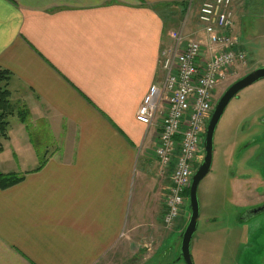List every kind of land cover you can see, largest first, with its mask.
Returning a JSON list of instances; mask_svg holds the SVG:
<instances>
[{
  "label": "crops",
  "instance_id": "1",
  "mask_svg": "<svg viewBox=\"0 0 264 264\" xmlns=\"http://www.w3.org/2000/svg\"><path fill=\"white\" fill-rule=\"evenodd\" d=\"M190 1L0 0V69L20 125L1 141L0 173L23 175L0 188V264H128L182 225L185 213L163 224L170 168L153 167L158 129L135 112L177 23L169 7ZM244 4L232 0L235 20ZM23 110L48 125L43 159Z\"/></svg>",
  "mask_w": 264,
  "mask_h": 264
},
{
  "label": "rangeland",
  "instance_id": "2",
  "mask_svg": "<svg viewBox=\"0 0 264 264\" xmlns=\"http://www.w3.org/2000/svg\"><path fill=\"white\" fill-rule=\"evenodd\" d=\"M197 2H188L184 5V10L179 6L169 7L172 12L167 15H172L177 20L175 25L170 26V31L178 30L184 21L186 33L197 29L204 36L197 23ZM239 9L241 16L236 20L234 16L233 28L239 47L244 52L245 65L239 66L237 73L229 76L218 87L214 93L213 107L232 82L250 70L264 66V0H245L243 8ZM167 41L169 42V38ZM203 41L204 37L201 44L205 45L206 42ZM263 118L264 79H260L231 99L217 123L213 135L211 167L197 186L199 215L190 241L193 264H264V212L249 219H243V213L240 212L245 205L264 200V186L255 188L258 184L256 180L240 179L256 172L264 177V136L260 135V128L264 127L260 122ZM26 120L29 121L26 130L43 159L55 146L48 125L28 114ZM7 121V133L14 140L20 128L19 122L12 117H8ZM249 142H253L254 146L257 144L260 150L257 152L258 157H253L252 163L247 160L255 149L254 146H247ZM203 155L202 141L196 168ZM153 157L152 164L156 168L160 163ZM184 195L185 214L181 217L185 218L183 222L179 221L182 225L176 232L166 236L156 256L150 259L153 253L143 250L137 259L129 258L128 264H185L182 258L177 260L179 236L190 213L187 193ZM156 245L155 241L152 246Z\"/></svg>",
  "mask_w": 264,
  "mask_h": 264
},
{
  "label": "built area",
  "instance_id": "3",
  "mask_svg": "<svg viewBox=\"0 0 264 264\" xmlns=\"http://www.w3.org/2000/svg\"><path fill=\"white\" fill-rule=\"evenodd\" d=\"M196 18L204 36L197 29L186 33L184 21L178 30L168 32L169 42L159 53L160 75L135 112L136 121L157 127L153 154L161 166L170 168L163 197L166 227L184 213V193L199 161L214 93L245 65L244 52L233 33L232 0H203ZM203 37L205 45L201 44Z\"/></svg>",
  "mask_w": 264,
  "mask_h": 264
},
{
  "label": "water",
  "instance_id": "4",
  "mask_svg": "<svg viewBox=\"0 0 264 264\" xmlns=\"http://www.w3.org/2000/svg\"><path fill=\"white\" fill-rule=\"evenodd\" d=\"M264 79V66L254 68L232 82L222 93L213 107L210 118L207 122L203 139V158L198 167L192 174L189 189L188 203L190 213L184 229L180 233L179 254L177 260L183 259L185 264H193L190 256V241L195 232L199 207L197 199V186L201 179L209 172L213 156V135L219 119L221 118L226 106L242 89L250 86L256 81ZM264 212V203L251 207L243 213V219Z\"/></svg>",
  "mask_w": 264,
  "mask_h": 264
},
{
  "label": "trees",
  "instance_id": "5",
  "mask_svg": "<svg viewBox=\"0 0 264 264\" xmlns=\"http://www.w3.org/2000/svg\"><path fill=\"white\" fill-rule=\"evenodd\" d=\"M10 74L7 70L0 69V151L2 150L1 141L7 138L8 121L7 118L11 113V103L9 100L10 92L8 90V82ZM28 113L24 110L18 113L21 121L26 120ZM23 179V175L17 173H0V188L5 189L17 184ZM188 196V189L186 191Z\"/></svg>",
  "mask_w": 264,
  "mask_h": 264
},
{
  "label": "flooded vegetation",
  "instance_id": "6",
  "mask_svg": "<svg viewBox=\"0 0 264 264\" xmlns=\"http://www.w3.org/2000/svg\"><path fill=\"white\" fill-rule=\"evenodd\" d=\"M261 124L264 126V118L263 119H261ZM261 129V134L260 135H262V136H264V127L263 128H260ZM260 129H259V131H260ZM258 131V132H259ZM247 146L248 147H250V146H254V144H253V142H249L248 144H247ZM244 148V147H243ZM254 149L255 150H253L252 151V153H251V155H250V157L248 158V160L247 161H251V163L253 162V157L255 158L256 156H257V152L258 151H260L259 150V147H258V145L257 144H255V146H254ZM262 156H263V154H262ZM258 157V156H257ZM259 158H260V156H259ZM263 165H264V162H263ZM245 177V178H244ZM241 180H252V179H254V180H256V182L258 183V184H256L255 185V188H258V187H261V186H264V177L263 176H261V175H259V173H254V174H250V175H248V176H243V178H240ZM262 203H264V200H262V201H258V202H256V203H253V204H250V205H245L244 207H242V209H241V213H244L247 209H249V208H251V207H254V206H257V205H260V204H262Z\"/></svg>",
  "mask_w": 264,
  "mask_h": 264
}]
</instances>
